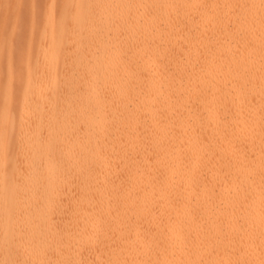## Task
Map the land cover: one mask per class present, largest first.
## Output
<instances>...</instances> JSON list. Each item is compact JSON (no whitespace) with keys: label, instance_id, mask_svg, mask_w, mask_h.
I'll list each match as a JSON object with an SVG mask.
<instances>
[{"label":"bare ground","instance_id":"bare-ground-1","mask_svg":"<svg viewBox=\"0 0 264 264\" xmlns=\"http://www.w3.org/2000/svg\"><path fill=\"white\" fill-rule=\"evenodd\" d=\"M41 9L0 0V264H264V0Z\"/></svg>","mask_w":264,"mask_h":264},{"label":"rangeland","instance_id":"rangeland-1","mask_svg":"<svg viewBox=\"0 0 264 264\" xmlns=\"http://www.w3.org/2000/svg\"><path fill=\"white\" fill-rule=\"evenodd\" d=\"M20 3V12L17 15V20L19 21L20 25L25 26V27H30L32 24L36 23L39 20L40 14L44 12V9L40 8L42 7L43 4H45L46 0H1V5L4 7H10L13 3ZM57 6L59 7L61 5V2L56 3ZM30 5L34 6V10L31 13L30 11ZM9 24L6 21L3 20V18L0 16V30L5 26ZM35 29H32L30 34L28 35L33 36L34 35ZM1 35V33H0ZM25 51H30V47L24 48ZM16 64H20V59L16 61ZM18 73L17 68H13V70L10 71V73L5 74L7 75L6 77L9 78H14L15 79V74Z\"/></svg>","mask_w":264,"mask_h":264}]
</instances>
